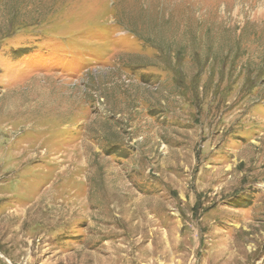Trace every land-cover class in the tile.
<instances>
[{
	"label": "rangeland",
	"instance_id": "obj_1",
	"mask_svg": "<svg viewBox=\"0 0 264 264\" xmlns=\"http://www.w3.org/2000/svg\"><path fill=\"white\" fill-rule=\"evenodd\" d=\"M0 264H264V0H0Z\"/></svg>",
	"mask_w": 264,
	"mask_h": 264
},
{
	"label": "bare ground",
	"instance_id": "obj_2",
	"mask_svg": "<svg viewBox=\"0 0 264 264\" xmlns=\"http://www.w3.org/2000/svg\"><path fill=\"white\" fill-rule=\"evenodd\" d=\"M18 164V163H17ZM62 173V172H61ZM49 181V180H48Z\"/></svg>",
	"mask_w": 264,
	"mask_h": 264
}]
</instances>
